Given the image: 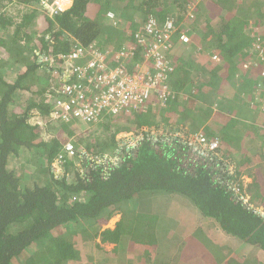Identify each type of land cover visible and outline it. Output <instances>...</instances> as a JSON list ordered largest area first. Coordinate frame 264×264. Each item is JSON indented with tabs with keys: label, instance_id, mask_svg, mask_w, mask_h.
Here are the masks:
<instances>
[{
	"label": "trees",
	"instance_id": "1",
	"mask_svg": "<svg viewBox=\"0 0 264 264\" xmlns=\"http://www.w3.org/2000/svg\"><path fill=\"white\" fill-rule=\"evenodd\" d=\"M43 1L53 0H0V264H94L93 247L103 244L113 245L119 264L125 250L139 253L126 254L131 264H181L200 250L216 264H264L253 254L229 255L224 248L231 247L212 244L200 225L185 238L169 237L175 204H188L205 219L207 233L218 229L264 251L263 151L245 187L242 178L254 159L242 148L251 134L244 119L257 112L233 106L245 93V101L263 97L264 63L253 46L255 36L264 37V0H246V7L238 0H71L53 13ZM150 17L175 26L166 56L173 95L165 104L154 100L90 121L53 114L48 97L76 77L64 81L72 69L61 56L92 45L109 66L133 72L143 51L129 52V45ZM181 32L188 42L178 40ZM235 86L223 118L216 101ZM188 116L197 127L186 131L179 124ZM131 131L142 134L136 144L122 137ZM196 133L216 139V150L207 154L191 142ZM24 159L35 166L27 174L19 169ZM116 214L114 226L103 228Z\"/></svg>",
	"mask_w": 264,
	"mask_h": 264
},
{
	"label": "built area",
	"instance_id": "2",
	"mask_svg": "<svg viewBox=\"0 0 264 264\" xmlns=\"http://www.w3.org/2000/svg\"><path fill=\"white\" fill-rule=\"evenodd\" d=\"M43 3L47 11L53 13L64 10L70 5L71 0H53L50 4L43 1ZM174 32L172 19L158 24L153 17L148 18L141 30L136 32L135 43L129 45V52L137 46L143 51V59L135 65L133 72L125 71L120 64L109 66L106 53L92 45L88 48L79 45L73 47L61 56V61L72 69L65 75L64 81L73 72L76 77L71 82L63 83L61 88L56 90L59 95L48 97L47 101L53 106V114L60 112L64 118L68 117L66 115H72L79 120L90 121L95 120L102 113L139 111L154 100L165 104L168 97L173 95L168 85L172 65L166 56L173 49L170 39ZM178 40L185 43L189 41V37L185 32H181ZM253 48L260 61L264 63L263 36H255ZM76 60H82L84 63L75 65L73 62ZM262 72L264 73V67ZM82 78L85 79L80 81ZM84 80H87V83ZM88 92L92 95L89 96ZM262 94L260 108L264 113V87ZM189 140L197 142L207 154L214 152L218 147L216 139L208 140L201 133L190 135ZM65 148L71 154L73 142H66ZM57 162L58 160L54 161L56 165ZM259 211L264 214V210L259 209Z\"/></svg>",
	"mask_w": 264,
	"mask_h": 264
},
{
	"label": "rangeland",
	"instance_id": "3",
	"mask_svg": "<svg viewBox=\"0 0 264 264\" xmlns=\"http://www.w3.org/2000/svg\"><path fill=\"white\" fill-rule=\"evenodd\" d=\"M238 2L239 3L241 2L242 5L243 6L245 5V7H246V3H247L246 0H238ZM29 7L35 8L37 6L33 2H30ZM190 8H192V6ZM8 11L12 12V11H14V9H12V10L8 9ZM137 20H140V18H137ZM36 27H38V24L36 25ZM223 90H227V92H232V89H230L228 87L226 89L223 88ZM254 119L257 121H260L261 123L264 122L263 116L261 113L258 112V110H257V116H255ZM79 125H81L82 127H86L84 129L85 131L91 129L89 124H87L88 126L84 125V124H79ZM158 131L160 132L161 130H158ZM45 135H46V137H49V135L47 133H45ZM122 137L127 142H129V144H136L137 140L142 137V134H141V132H138V131H135V132L131 131V132H127V133L123 134ZM72 141H73V139H72ZM255 165L256 164L253 163V165H251V166H255ZM19 169L26 170V174H27L29 172H32L35 169V166H29V164L24 159L21 162ZM175 205H176V207L178 206V208L176 210L174 209L173 212H174L175 216L177 217V219L174 216L173 217L177 221L171 220L169 222V224L171 226L169 237L171 238V240L173 239V237H176V238L179 237L180 239L185 238L188 234H190L194 230L195 225H200L204 229V232L208 236H211V238L213 239V240L210 239L212 244H216V245L225 244L226 246L231 247L230 250L224 248L226 251H228V253H230L229 255H234L237 257L238 256L243 257V256H248L250 254H253V257H256L258 260L264 259V252L263 251L259 250L258 248H253L252 246H248L245 243L236 242L233 239H231L230 237H228L224 234H220L218 229L213 230L212 233H210V231L207 233L208 225L205 222V219H203V217H201L199 214L194 212L192 210V208L190 207V205H188V204H183V205L175 204ZM158 216L163 219L162 226L165 225V219H164L163 213L162 212L158 213ZM119 217H120L119 214H116L115 216H113V218L109 220L110 222H107L106 225L105 224L103 225V228H105L107 226L108 227L113 226V224L115 223V221ZM212 227L214 228V226H212ZM85 230L87 233L86 236L88 238L91 237L92 236V230L90 228H88L87 226H86ZM162 235L163 234L161 233L160 236L162 237ZM98 239L99 238H95L94 242H97ZM89 240H90V238H89ZM206 242L202 243L203 248H204V246H206L205 245ZM207 245H209V244H207ZM112 247H113L112 244H103L102 248H99V247L96 248V246L93 247L92 262L94 264H119L117 261V257L115 256V254H113V252H111ZM125 251L127 252L126 254H128V256H130L131 253L139 254L137 250H132V251L131 250H125ZM201 252H203V253H201V256H203L205 254V252L203 250H201ZM110 253H112V254H110ZM175 253H176V251L172 249V244H171L168 248V255L170 257H173L175 255ZM126 254L123 257L124 261L122 264H131V262H132L131 259L125 258ZM196 258H199V256H197ZM195 261H198V260L195 258H192L191 260H187V264H190L191 262H195ZM204 262H205V264H215V260L208 259V257L207 258L204 257Z\"/></svg>",
	"mask_w": 264,
	"mask_h": 264
},
{
	"label": "crops",
	"instance_id": "4",
	"mask_svg": "<svg viewBox=\"0 0 264 264\" xmlns=\"http://www.w3.org/2000/svg\"><path fill=\"white\" fill-rule=\"evenodd\" d=\"M230 89H232V92H227V90H225L226 92L224 91V94H223L224 97L220 98L221 99L220 101H216V106L218 105V108H217L218 113L223 118H224V113H225L226 100L230 99L231 97H233V95L236 92V86L233 87V88L230 87ZM245 94L240 95L238 99L234 100L233 102H235V103H234L233 106L235 107L236 104H239L238 106H241V107L243 106V107H246L247 109L248 108L249 109H253L255 112H257V110H258V112L262 114L263 120H264V113L261 111V108H260L261 96H259L257 98H253L252 102H251L250 99H247V101L244 100V97L246 96ZM247 104H248V106H247ZM191 115H193V114H191ZM190 116H188L187 119L186 118L185 119H183V118L181 119L182 122L179 124V126H180L179 128H185L186 131H189V129H193L192 128L193 126L197 127V125H192V127H191V123L189 124V122H190L189 121L190 120L189 117ZM248 116L249 117L244 119V121L246 122V124L249 125V132H251V134L242 142V148H243V150L248 152V155H249L250 159H253V158L254 159H253V162L250 165H247L246 167L242 168V172H244L242 174L243 183H244L243 186L244 187L251 180V178L248 175V171L253 170L254 167H256L258 165L259 160H258L257 157L259 156L260 152H262V151L264 152V122L261 123L260 121H257L255 119L254 120L250 119V116H252V111L250 113H248ZM234 118L235 117H233V119ZM235 119H238V118L236 117ZM183 124H186V125H183ZM205 125H208L207 121H204V123L200 124L198 128L202 129V128L205 127ZM211 126H213L215 128V125H211ZM256 155H258V156L255 157ZM236 156H237V158L239 157L238 155H236ZM253 163L256 164V165L255 166H251V165H253ZM243 196H244L243 197L244 200L247 202V200L249 199L247 193H245ZM259 209H261V208H259ZM108 222H110V221H108ZM113 226H114V224H113ZM113 226H111L110 228H112ZM201 253H203V252H201V250H200L198 252V254L194 256V258L197 259L198 261L191 262L190 264H205L204 257L201 256ZM197 256H199V258H196ZM180 262H181V264H187V261H180Z\"/></svg>",
	"mask_w": 264,
	"mask_h": 264
}]
</instances>
